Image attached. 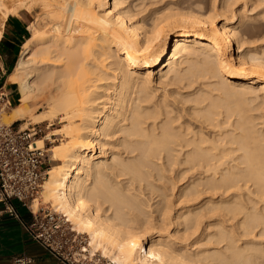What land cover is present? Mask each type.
Here are the masks:
<instances>
[{"label":"bare ground","instance_id":"obj_1","mask_svg":"<svg viewBox=\"0 0 264 264\" xmlns=\"http://www.w3.org/2000/svg\"><path fill=\"white\" fill-rule=\"evenodd\" d=\"M6 1L14 5L4 8ZM147 1L146 6H159L142 14L145 6L134 9L144 0H0L4 18L38 3L51 7L53 15L45 14L52 20L47 30L39 28L41 23L29 24L31 33L8 77L18 87L19 103L1 118L5 123L50 122L53 117L65 122L66 140L49 149L58 163L46 169L40 201L86 233L91 250H100L110 264H264V241L239 243L225 224L242 214L235 224L240 235L262 239L264 212L249 211L239 199L214 196L251 186V192L264 195V145L245 107L250 99L260 100L259 108L264 105V46L249 44L243 16L230 23L225 1ZM219 15L224 18L220 24ZM48 52L55 53V62ZM165 80L191 89L187 96L195 104L183 111L196 121L199 117L197 128L189 120L173 125L179 116L172 115L169 95H156ZM38 96L46 109L33 115ZM206 100L202 110L197 104ZM220 107L228 119L237 116L228 125L233 129L220 131L229 121H215ZM150 118L159 122L145 126ZM118 132L125 135L120 144L137 153L134 158L124 160L104 148ZM48 136L37 138V145L44 146ZM237 151L241 154L234 156ZM165 158L170 166L179 161L181 174L198 176L180 188L186 202L212 194L200 205L202 199L183 205L171 218L164 191L150 182L151 167H165ZM147 190L164 198L156 217L142 208ZM39 204L33 200L31 207ZM218 213L222 219L210 224L216 230L206 232L210 247H196L200 240L184 243L205 214ZM170 224L174 232L165 237Z\"/></svg>","mask_w":264,"mask_h":264},{"label":"rangeland","instance_id":"obj_2","mask_svg":"<svg viewBox=\"0 0 264 264\" xmlns=\"http://www.w3.org/2000/svg\"><path fill=\"white\" fill-rule=\"evenodd\" d=\"M200 1H201V3H205V2L210 3V1H211V3H213L212 1H214V0H200ZM224 1H225L224 4L226 5L228 3L227 5H229V7H230L229 8L230 12L228 13L231 17L230 23H235V22L239 21L240 17L243 16V18L247 21H244V19H243V21L245 23L242 22L241 25L245 26L246 39L249 42V44L252 43L251 45L264 46V0H262V1H260V0H215L217 5L220 3H223ZM7 2L8 1L5 2L4 8H9V7H12L14 5L13 3L8 2L9 3L8 4ZM133 2H136V1H133ZM147 2H148L147 0H144V3L141 4V6L140 5L137 6V8H135L134 10L139 11L145 6L146 8L145 7L144 8L146 11L143 8L142 12H141L143 14V13L147 12V10L149 8H155V7L159 6V3L158 4L155 3L156 5L155 4H152V5L149 4L148 6H146L145 4ZM28 4H30V3H28ZM40 4L41 3H38L34 6H32L33 4H31L30 9H26V10L20 9L15 14V15H18V13H24L27 16V23H26L27 28L25 29V33H24L25 39L27 37H29V35L31 33V26H29V24L35 25V24L41 23L39 25V28L41 27V30H47L51 26V24H49V23H51L50 20L53 16L51 13L52 8L51 7L48 8V6H47V9H46V8H44V6L42 4L41 5ZM132 6H134V5H132ZM134 7H136V6H134ZM1 10L2 9H0V23L1 22L4 23V21L7 18H4L3 11H1ZM49 10L51 12H49ZM137 11H134V12H137ZM47 12H49L50 15ZM45 14H47L51 18L48 17V18H50V19H48L45 16ZM244 15H245V17H244ZM8 16H10V15H8ZM223 19L224 18L221 15L216 17V21L219 24L224 22ZM250 19L251 20L255 19L257 22L254 24L249 23V21H251ZM42 25H44V26L42 27ZM25 39L23 41H25ZM21 50H22V48H21ZM54 54H55L54 52H48L46 54V57H49V59L52 58L51 62H55L54 60H56V59H54L55 58ZM20 55L21 54H19V57H20ZM110 60L111 59H108L106 62H108ZM165 81H166V83L164 82L160 85H157L156 95L157 96L158 95L159 96H162V95L168 96L169 95L168 99H169V102L171 105L170 107L173 109L172 115H174L176 117L179 116V118H178L179 120L177 119V121L174 122L173 125L174 126L179 125V124L185 125V123L189 120L188 122L191 124L190 127L191 128H197V125H199L198 122H200V121H198L199 117L198 118L195 117V118H197V121H198L197 122L196 120H194L192 113H191V116H188L183 111V109H186V108L188 109L195 104L193 101H191L192 100L191 98H193L192 95L187 96L188 93L191 92V89L188 90V89L181 88L182 84L177 85V84L173 83V84L168 85L167 80H165ZM96 83H104V82L98 81ZM7 89H9V88H7ZM11 90H12L11 95L13 96L12 104L6 111H9L11 107H13L19 103V101H18L19 94H18L17 85H14V87H12ZM213 93L216 95L217 92H213ZM41 96H38V100H37V98H35L36 102L33 105L34 107L32 106L33 107L32 108L33 109L32 110L33 115H37L38 113H40V115H41V113L44 112L46 109V106L44 104L40 103V101L42 99ZM155 99H156V96H155L154 100ZM216 101L219 102L218 100H216ZM259 101L260 100H258V99L257 100L250 99V101H247V103L245 104V107L247 108V111H246L247 114L254 117V118H252L253 122L251 121L252 126H254V128L257 130L258 136H259L260 140H262L261 144L264 145V105H262L259 108L258 107V105L260 104ZM207 104H209L208 100H206L205 102L203 101V103H200L197 105H199L198 106L199 108L201 107L202 110H204L205 109L204 107ZM256 107H258V108H256ZM171 108H169V109H171ZM218 110L222 114L220 115V113H219L216 116H214V118L217 119V120L215 119V121H221L222 119L227 120L228 117H226L224 108L220 107V108H218ZM229 118L230 119H228V120L230 121V124H229V121L227 120L228 123H224L223 124L224 126L222 125L225 128V130L223 127H221L220 131H226L227 129L228 130L233 129L230 126L228 127V125H231V123L237 118V116L232 115ZM1 120H2V118H1ZM2 122H3V120H2ZM12 122H13L14 126L19 125L21 127H22V124H24V122L26 123L25 124L26 126L28 124L27 119L14 120ZM145 122H146L145 126L151 127V125H153L154 123L159 122V119L150 118V119H146ZM6 124H9V123H6ZM38 124L42 128V133L40 135H38L37 138L49 135L47 137L48 139L47 138L44 139V145H46V149L48 150L47 154H48V157L50 159L49 163L47 164V168H49V167L58 163L57 161L53 160L51 152L49 149L54 145L60 144L61 141L66 140V138L64 137V135L62 133L63 127H65V122L62 121L61 119L57 118V117H55V118L53 117V119L50 122L45 121V122H40ZM217 130H218V128H217ZM234 131L236 132L237 129L236 130L234 129ZM234 131H233V133H235ZM228 132H230V131H228ZM231 132L228 134V136L231 135ZM238 132H239V130L236 133H238ZM56 133H58V134L56 135ZM63 137H64V139H63ZM124 137H125V135L123 133H120V132L116 133L115 139H117V140L115 141L114 138H109L108 141L106 142L104 148H106L108 153H110L111 151H114L116 155H119L123 159L125 158L126 160H130V159H132L133 156L137 155V153H129L128 152L129 150L120 144ZM226 146L234 147L235 145L228 144ZM240 154H241V151H237V152L233 153L234 156H237ZM179 157L180 158L183 157L182 153L179 155ZM105 161H106V159H102V162H105ZM107 161H110V159ZM154 161H155V163H158V164L160 162L159 160H156V159ZM182 167H183V165L179 161H177L176 164L173 166H170L169 164L167 165V160L165 158V167H158V168L151 167L152 170L150 169L151 173L153 175L152 178L150 179V182H152L155 186H158L165 193V208H167V207L169 208V210H168L169 211V214H168L169 218L174 216L177 211H180V208L183 205L191 204L192 202H199L200 199H202L201 202L199 204H197V205H200L209 198L206 196L212 195L211 193H202L199 196L198 200L186 202V199L184 197H181L179 194L180 188L185 186L189 181L194 180L195 177H198V176H194L193 173L181 174L178 170L182 169ZM160 174L165 176L164 177L165 179L160 180L158 178V176ZM46 177H47V174H45L43 181L45 180ZM110 177H111V175H110ZM253 189H254L253 186H251L250 189H246V187H241L239 189H233L232 193H229V194L226 193L224 195L221 191H218L217 193H215L214 196L216 197L215 200H219L221 197H227V198L232 197L233 199L234 198L239 199L248 208L249 211L260 210V211L264 212V195H261L258 192H251V190H253ZM40 190H41V188H40ZM40 190H39L37 196L34 198V200H39V202H40L38 208H40V207L49 208L52 211H56L57 214H59L60 217L62 218L61 220L63 223V227L72 230V232H73L72 234L74 235V241L72 242L71 252H74V257L80 258L81 260L84 258V262L86 264H110V260H108V258H106L100 250L99 251H92L91 250L92 247L88 245L89 238H88L86 233H84V232L79 233L72 226L71 222L67 221L66 218L59 211L52 208L49 203H44V202L40 201V199H41V197H40L41 191ZM145 192H146V195L141 198L144 202L142 208L144 211H147V212H150L151 210H153L151 215L156 217L158 212H156L155 210L161 209V207L163 206V199L164 198L161 195H159L160 192L150 193V191H148V190ZM150 197H151V199L148 201V198H150ZM148 204L149 205L151 204V206L148 207L147 206ZM38 208H36V209L32 208V209L35 211ZM241 216H242V214L239 217L225 221V224L228 227L233 228L236 236L238 237V239H240L239 243H241L242 240H246V239H249L253 242L254 241H260V240L264 241V238H262V239L254 238V237H252V235H245V236L240 235L241 230L238 229L235 226V224H236L238 218H240ZM220 219H222V217H221V214H219V213L218 214H205L202 218V222L199 226V229L193 235L188 236V238L184 241V243H192V242L200 240L199 243H197L195 245L196 247L197 246H200V248L210 247L211 246L209 244L210 243L209 240L211 238L210 235L213 234V232L216 230V227L210 226V224L211 223L215 224ZM174 226H175V224H170L168 226L167 231L165 230V237L171 236V234L174 232ZM257 231L258 230L256 229L255 232H257ZM206 232L208 234H210V233L211 234L207 235ZM172 238L174 239V236ZM175 241H177V240L175 239ZM262 245H264V243H262ZM84 248H85V250H83ZM175 248L179 250V249H181V245L178 244V245H176Z\"/></svg>","mask_w":264,"mask_h":264},{"label":"built area","instance_id":"obj_3","mask_svg":"<svg viewBox=\"0 0 264 264\" xmlns=\"http://www.w3.org/2000/svg\"><path fill=\"white\" fill-rule=\"evenodd\" d=\"M12 104L9 93L0 88V218L3 215L19 218L13 200L28 209L32 221L31 236L49 250L60 254L69 264H86L84 258L71 252L74 235L63 227L62 218L49 208L33 210L31 205L37 196L50 159L46 145L39 147L36 138L42 133L38 123L26 127L2 122L1 116ZM33 258L21 254L14 264H31Z\"/></svg>","mask_w":264,"mask_h":264},{"label":"crops","instance_id":"obj_4","mask_svg":"<svg viewBox=\"0 0 264 264\" xmlns=\"http://www.w3.org/2000/svg\"><path fill=\"white\" fill-rule=\"evenodd\" d=\"M26 23L27 16L18 13L8 16L0 26V88L9 93L11 101L13 99L11 88L15 84L10 83L8 77L19 59L25 39ZM13 204L19 218L8 215L0 218V264H14V259L21 254L33 258L31 264H69L63 256L44 247L31 236L30 212L16 200H13Z\"/></svg>","mask_w":264,"mask_h":264}]
</instances>
